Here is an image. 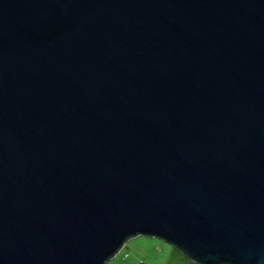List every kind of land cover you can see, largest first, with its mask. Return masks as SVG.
Returning a JSON list of instances; mask_svg holds the SVG:
<instances>
[{"label":"water","instance_id":"1","mask_svg":"<svg viewBox=\"0 0 264 264\" xmlns=\"http://www.w3.org/2000/svg\"><path fill=\"white\" fill-rule=\"evenodd\" d=\"M138 235L264 264V0H0V264Z\"/></svg>","mask_w":264,"mask_h":264},{"label":"rangeland","instance_id":"2","mask_svg":"<svg viewBox=\"0 0 264 264\" xmlns=\"http://www.w3.org/2000/svg\"><path fill=\"white\" fill-rule=\"evenodd\" d=\"M133 240L141 242L143 245V252L138 253V250L131 252L128 248L132 240L130 242L127 241L125 247L122 248L115 256L110 258L106 264H130L131 262H139L141 264H167L172 255L171 252L175 248L169 242H166L158 237L138 235L134 237Z\"/></svg>","mask_w":264,"mask_h":264},{"label":"crops","instance_id":"3","mask_svg":"<svg viewBox=\"0 0 264 264\" xmlns=\"http://www.w3.org/2000/svg\"><path fill=\"white\" fill-rule=\"evenodd\" d=\"M131 240H130L131 244L128 249L131 250V252H135L137 250L139 251L138 253L143 252V245L141 244V242H139L138 240H133V238H131ZM171 254L172 255L168 260L167 264H198L197 262L191 260L187 255H185L182 251L178 250L177 248L176 249L174 248ZM130 264H141V263L131 262ZM143 264H151V263H143Z\"/></svg>","mask_w":264,"mask_h":264}]
</instances>
